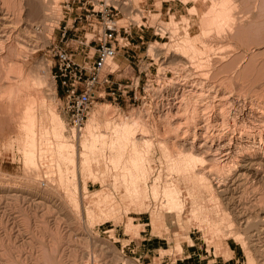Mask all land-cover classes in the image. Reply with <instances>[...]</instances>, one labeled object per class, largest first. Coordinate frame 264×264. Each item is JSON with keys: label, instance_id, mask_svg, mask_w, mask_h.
<instances>
[{"label": "rangeland", "instance_id": "1", "mask_svg": "<svg viewBox=\"0 0 264 264\" xmlns=\"http://www.w3.org/2000/svg\"><path fill=\"white\" fill-rule=\"evenodd\" d=\"M118 1L121 30L131 22V18L135 19L131 26L135 39L131 41L130 50L119 49L114 61L118 63V67L112 79L131 85V82L139 77L140 82L135 92L127 86L129 91L125 95L117 98L109 96L97 101L90 111L89 118L97 105L109 104L111 107L107 112L108 117L117 118L121 113L125 117H142L146 122L154 140L148 158L153 160L152 171L148 173L151 177L147 174L146 181L139 179L140 186L143 185L142 188H146L148 194L151 193L142 198L147 204L141 206L144 209L140 207L142 211L139 205L143 202L138 199V205H135L131 192H127L125 186L123 187V176L116 175L112 170L113 165L105 158L91 164L93 176L91 173L85 175L82 165L81 171L68 173L69 179H73L71 181L75 182V185L78 184L77 188H74L72 183L76 192L72 191L71 187H64L63 183L68 176L65 173V179L61 176L52 156L41 162L39 175L36 174L35 167L30 169L25 164L17 147L19 143H23V131L19 126L22 104L21 101L19 104L18 93L21 95L25 92H38L41 96L53 92L56 95L54 103L57 111L65 120V135L69 140L79 141L81 133L73 137L70 115L63 101V89L53 76V48L55 45H63L61 33L65 25L70 29V38L74 37L75 33L78 39L90 36L95 27L93 23H74L73 20L82 7L90 8L92 1L55 0V20H46L44 23L42 18H31L29 0H0V264H173L177 260L185 264H248L249 256L254 257L256 264H264V212H260V209H264V170L259 171V177L247 172L249 175L246 174L239 182L240 185L236 186V189L233 188L234 191L230 188L232 193L212 198V188L205 185L204 187V183L199 179H190L191 176L178 174L176 170L170 169L171 157L167 159L169 157L159 142H166L170 147L169 152L177 151L173 143H176L174 140L179 134V122L170 118L171 116H160L158 113L164 104L162 102L166 103L164 98L168 93L171 95L183 92L182 106L184 107L186 100L188 111H202L200 117L209 114L207 117H211L213 123L215 116L221 117L217 123L220 129L223 127V133H229L231 136L230 131L235 130L236 140L249 138L250 142L256 144L249 143L250 149L252 148L249 149L250 153L264 154V0H233L237 7L233 6L234 10L232 8L236 21L232 17L234 20H230L232 23L229 21L231 25L227 24L226 29L223 28L221 32L213 29L210 31H213L212 33H207V44L197 40L196 45L201 48V52L192 57L195 60L191 59L192 62L187 64V67L180 64L178 50L175 49L176 43L183 39L181 29L186 23L182 20V25L180 19L183 17L178 5L172 0H144L145 9L141 16L136 15L137 11L140 14V4L137 0H133L137 2L136 6L129 4L128 0ZM47 2L52 6V0ZM84 2L86 3L83 4ZM115 2L114 4H117ZM125 2L128 3L124 4ZM182 10L184 11V8ZM171 16L175 17L173 18L178 29L171 21ZM73 24L75 25L71 28ZM194 33H197V36L199 33L200 39L204 36L198 29ZM124 37L122 33L121 38ZM87 52L90 56L93 49L88 47ZM203 52L205 55L201 54ZM78 60L81 58L78 57ZM38 74L49 75L46 78L49 80H46L47 84L43 87L33 84L30 79ZM20 79H29L31 90L23 87ZM18 83L23 89L16 88ZM16 90H22V93ZM8 94L15 97L11 100ZM224 97L228 98L224 100ZM222 107H225V112L220 109ZM186 108H183L182 113L187 111ZM223 122H228V129ZM47 125L49 128L46 120L42 126ZM239 133L243 138H240ZM262 137L263 139H260ZM188 138L192 140L193 136ZM77 146L79 150V144ZM238 151L241 153L237 152L235 155V163L231 162L233 166L229 163L224 167V163L218 162L226 171L222 168L223 175L216 177H220L216 179L217 182H211V185L214 184L213 189L225 183L223 179L228 171L235 173L241 170L236 160H241L240 154H243L242 151L247 152V147ZM201 167V164L195 167L197 173L200 171L199 174L205 172L204 166L203 169ZM198 177L200 178V175ZM154 178L159 179L158 198L151 192ZM171 187L179 189L180 198L185 202L182 213L177 209L175 212H169L171 206L166 205L169 202L166 190ZM194 206L200 209L196 217L191 212ZM93 209L97 212H93L94 216L103 217L101 220L97 216L98 219L92 217L90 212ZM222 209L226 211L223 212ZM100 210H105L102 212L103 215L106 214L105 217ZM224 213L226 218L230 217L228 219L231 223L226 218L223 219ZM131 215L134 217L133 222L128 220ZM131 225L132 227H129ZM147 237L149 244L145 249L144 241ZM178 244H181L183 249L178 247Z\"/></svg>", "mask_w": 264, "mask_h": 264}, {"label": "bare ground", "instance_id": "2", "mask_svg": "<svg viewBox=\"0 0 264 264\" xmlns=\"http://www.w3.org/2000/svg\"><path fill=\"white\" fill-rule=\"evenodd\" d=\"M49 1H51V0H49ZM52 1L53 2H51L52 3V6H51V5H49L50 2L48 3L47 0H29V3H28L29 4V13L31 15V18L33 17L35 20L42 18V19H44L43 22L46 21V20H49V21L50 20L51 21L55 20V19H53L54 18L53 16L54 15L56 16V14H54L56 12L55 8H54L55 7V5H54L55 4V0H52ZM143 1L144 0H137V2H139V4H140V8H139L140 14H138V11H137L136 15H141L142 16L143 10L145 9V6H143L144 5ZM128 2H129V4H132V5H135L137 3V2H135L133 0H128ZM128 2H125L124 4H127ZM172 2L174 4H176V5H178L179 9H181L180 13H182L183 19H180V20L181 21L184 20V22L186 21V23H184L182 21V25H183V23L185 25H183L184 27L182 26L183 28L180 27V28H182L181 29V31H182L181 34L183 35V39L182 40L180 39V41H178L176 43V45H175L176 46L175 49L178 50V52H177L178 56L177 57L180 58L179 62L184 67L187 64H189L190 62H192L191 59H194L192 57L195 54H197V53L199 54L201 52V48L199 49L197 47L196 41L197 40H199V41L202 40L201 42H204V44H207L208 41L206 42L207 39H205V38H207L206 34L209 33L213 29H216V31L220 30V32H221L222 29L225 28L227 24H229L230 20H232L233 18L235 19V17L233 16V13H232L233 12L232 8L234 10L237 7H235V5L233 3V0H172ZM236 5H238V4L236 3ZM182 8H184V11L182 10ZM56 9H58V7ZM128 9H130V8H128ZM129 12H131V11H129ZM174 15H175V13H174ZM173 17L171 16V18H173ZM57 18H59V17H57ZM174 18L171 21L174 22V24H176V22H175L176 20H174ZM133 20L135 22V19H133ZM181 21H179V22H181ZM235 21H236V19H235ZM230 25L231 24H229V26ZM197 27H199V28H197ZM234 27H235V25H234ZM30 28H32V27H30ZM175 28H177V24H176ZM27 29H29V28H27ZM197 29L199 31H201L202 34H204V36H202L204 39L203 38L200 39L199 33H198V36L195 35L197 33H194V31H197ZM229 29L231 31V28H229ZM175 31L176 30H174V32ZM212 32H210V33H212ZM131 33L133 34L132 30H131ZM202 46H204V45H202ZM224 47H226V46H224ZM205 51H207V50H205ZM201 54H204V52L201 53ZM175 55H176V53H175ZM197 55H195V56H197ZM193 64H195V63H193ZM203 65L205 66V64H203ZM116 67H118V63L113 62L112 63V69H116ZM21 69H20V71H22ZM190 70H192V69H190ZM21 73H23V72H21ZM48 76H43V75H39L38 74V75L33 76V77L30 76V77H32L30 79H32L31 81H33L32 82L33 84H36V85H39V86L42 85V87H43V86H45L47 84L46 83V80H47L46 78ZM20 80H22L21 82H23V83H21L23 87L26 86L27 88H30V80L29 79H20ZM48 80H47V82H48ZM21 84H19L18 87H16V88L19 89V87H20V89H23V87H21ZM13 86H12L11 89H13L15 87V86L14 87ZM53 86H54V84H53ZM32 88H34V87L32 86ZM30 90H31V88H30ZM17 91L18 90H16V92ZM21 91H18V92H21ZM37 93L38 92H35V93L27 92V94H26V92H25L24 94L22 93L21 95H20V93H18L19 97L16 94V96L20 99L19 100V104H20V101H21V104H22V106H21L22 111H21V114H20L21 118L19 117L20 118L19 126H20V129L23 131V138L21 139V140H23V141H21L23 143H19L18 142L19 145L17 147H18V150L22 154V157H23V159L25 161V164L28 165L29 168L30 167L31 168L35 167V169L34 168L33 169L36 170L37 171L36 174L39 175L40 174V170H39L40 166L39 165L41 164V162H44V160L48 156L49 157L52 156V158H53L52 160H55V162L57 163L56 165L58 166V169H59L60 173L62 174L61 176L64 177L63 173L67 174V176H68L69 172H71L69 174H74V173L78 172L79 170L81 171V168H80L81 165H82L83 173H85V175H87V173H91L92 174L93 173V169L90 168L91 164H93L94 161L97 162L100 159H102V158L104 159L105 158L106 160H108L109 163H111L110 165H113L112 170L115 171L114 173H116V175H118L119 177H120V175L123 176V177H121L122 180H123L122 183H124L123 187L125 186L127 192H131L130 195L135 199V201H134L136 203L135 205L136 206L138 205L137 202H136V201H138V199H139L140 202H143V199H142L143 196L145 194H148V193H147V190H145L146 188L143 189L144 188L143 185H142L143 188L140 186L141 183L139 184V182H140L139 179H141V180L144 179L145 180V178L147 177L146 175L152 171V168H153L152 161L153 160L151 161L148 158L150 156L149 155L150 149H151L152 145H154L153 144L154 140L152 139L153 135H152V133H150L152 131L148 128V125H146V122L143 120V118L142 117H136V116L125 117L121 113H120V115L117 118L108 117L107 116V112L110 110L109 107H111V106L109 104L97 105L95 110L93 111V114L91 115V117L88 118V120H87V122L85 124V127H84L83 131L80 134L81 136L79 138V141L76 142L74 140H69L67 138V136L65 135V133H64L65 128H66L65 120L60 115V113H58L56 105L54 103V101L56 99L55 98L56 95H54L53 92L50 93V94L49 93L42 94L41 96L39 94H37ZM11 94H13V93H11ZM201 95H200V98L203 97V95L202 96ZM183 96H184L183 92L181 94L174 93V94H171V95H169V93H168V95L164 98V101H166V103L162 102V103H164V104L161 105L162 108L159 106L161 108V109H159V112H158L160 114V116L161 115L165 116V117L166 116H168V117L171 116L170 118H173V120L176 119V121L179 122L178 125L175 124L180 129H178V130L176 129L179 132V134L175 137L176 139L174 141L176 143H173V145L178 150L177 151L171 150L172 152L171 151L169 152L168 149H170V147L167 144H165L166 142H159V144L161 143L160 145H161V147H163V149L165 151L164 153L166 154V156L169 157L167 159H170V157H171L170 161H172V162L169 163L171 165L170 169L176 170L177 172H179L178 174L188 175L189 177L191 176L190 179L192 177L195 178V179H199L200 182L204 183L203 186L205 185L207 188H210V189L212 188L213 195H214V196H212V198L218 197V195L228 194L230 192V190H231L230 188L233 189L236 186L238 187L240 185L239 182H241L242 179H244L246 177L247 172L250 173V175L252 173L253 176H258L259 177V175H260L259 171L260 170L261 171L264 170V154L262 152H261L262 155H258V154L256 155L254 153L253 154L250 153L249 149H250L251 146H250L249 143H252V142H250L251 140L249 138H245V139H242L240 141L236 140L235 139V130L232 129L233 130L232 131L231 128H230V130H231L230 132H232L231 136H230L229 133H226V132L223 133L222 132L223 127H222V129H220V125L217 123L218 119H221V117L217 118V116L214 115L215 118H214V116L212 117V118H214V123H215L214 124L212 122L211 117H207L209 115L208 113H207L208 114L207 116L203 115L202 117H200L199 114L202 111L201 112L198 111V110L193 111V112L188 111V108H186V106H185V103H188V102H186V100L184 101L185 102L184 103V107L186 108L187 111L185 112V110H184V113H182L183 108H184L182 106L183 105L182 104ZM217 96L218 95H216V97ZM13 97H15V95H13L12 97L10 96L11 100H12ZM227 98L224 97V100L227 99ZM185 99H186V97H185ZM8 100H10V99H8ZM15 100H16V98H15ZM221 102H220V104H221ZM196 103H198V102H196ZM205 106H206V104H205ZM187 107H190V106H187ZM251 107L253 108V106H251ZM195 108H193V109H195ZM198 108H196V109H198ZM220 109H223V107L220 108ZM224 109H225V107H224ZM224 109H223V111L225 112ZM205 110H203V111H205ZM219 111H218V113H219ZM206 112H205V114H206ZM263 113H264V111H263ZM202 114H204V113H202ZM132 115H135V114H132ZM202 118H204V120ZM46 120L49 123V128H48V125H47V127L46 126L45 127L42 126L44 124V121H46ZM223 120H221V122ZM224 121H228V120H224ZM223 123L225 124L226 122H223ZM227 123H226V125H227L226 128L228 129V124ZM224 124H222V126H224ZM227 129H226V131H227ZM182 130H184V131L181 132ZM247 133H248V130H247ZM241 134L239 136H240V138H243V136ZM76 135H77V133L73 132V137H75ZM191 135L193 136L192 140H190L188 138ZM253 135H255V134H253ZM52 139H53L54 142H52ZM260 139H263V137L260 138ZM259 141H262V140H259ZM78 144L80 146L79 150H78V146H77ZM253 145H256V144H253ZM260 145H259V148H260ZM245 147H247V152H245L246 150L244 152L242 151L243 149H245ZM239 149H241L243 154H240L241 160L240 161L236 160V161H238V163H236V164H237L238 167L241 168V170H237L235 173H233L232 172L233 170L231 171V169H230V171L232 172V173H230L228 171V169H227L229 174L227 172V174L225 176V179H223V181H225L224 184L222 183L223 186H222V184H220L221 185L220 187L218 185L219 188L213 189V185L214 184L211 185L213 183L212 181L220 178V177L219 178H216V177L220 176V174H222V171L225 169L224 167H226L229 163H231L233 161V159H235V157H236L235 155H237V152L238 153L240 152V151H238ZM257 151H260V150H257ZM218 162L224 163V164H222L224 167L223 166L220 167ZM200 164L202 165V167L204 166V171L205 172H202V173L199 174L200 171L197 173V171H195L196 170L195 167H197ZM232 166H233V164H232ZM220 168H221V173H219L220 172ZM222 168H224V169L222 170ZM176 171H174V172H176ZM225 171H226V169H225ZM201 174H202V176H201ZM93 175L94 174H92V176ZM97 175H98V173H97ZM199 175H200V178L198 177ZM247 175H249V174H247ZM148 176H149V174H148ZM149 177H151V176H149ZM222 177H224V176H222ZM64 179H65V177H64ZM96 179H94V181H96ZM154 179H155V181H154L153 186H151L152 187L151 188V192L153 193L155 198H158L159 194H160V186L158 185L159 179H157V178H154ZM60 180H61V178H60ZM71 180L73 181V179H71ZM71 180L69 179V176H68V178L65 179V181L63 180L64 181L63 185L65 184L64 185L65 188H70L71 187L72 191L73 190L75 191L76 189H73V187H72V183H74V185H75V182H72ZM119 180H120V178H119ZM63 181H61V182H63ZM216 182H217V180H216ZM218 182H220V181H218ZM198 183H199V181H198ZM61 185H62V183H61ZM193 185H195V184H193ZM77 186H78V184H76L74 186V188L75 187L77 188ZM190 188H188V189H190ZM192 188L194 189V187H192ZM71 189H70V191H71ZM164 190H163V192L166 194V192ZM166 191L169 194V200L167 198V200L169 202L167 201L168 203L166 205L170 204V206H171V210L168 208L170 210L169 212H175V209H177L180 213H182L184 211V208H185V202L180 198L179 189L176 188V187L175 188L171 187L170 189L167 188ZM233 191H234V189H233ZM230 193H232V192H230ZM150 194H148V196ZM128 195H129V193H128ZM148 196H146V197H148ZM74 197H75V195H74ZM128 197H130V196H128ZM105 198H107V197H105ZM144 199L145 200L146 199L149 200V198H144ZM105 200H107V199H105ZM148 200H146V201H148ZM77 201H78V199H77ZM98 203H99V201L97 202V204ZM106 203H108V202H106ZM145 203L146 202H143L142 205H139V208L141 206H144V205L147 204V203L146 204ZM219 206H221V204ZM147 208H148V205H147ZM99 209H101V208H99ZM142 209H144V207ZM142 209H141V211H142ZM199 210L200 209H198V208H196L194 206L192 211H191L192 215L194 217L198 216L199 214H197V213L199 212ZM223 210H225V209H222V211ZM104 211H101L102 215L104 214V213H102ZM261 211L264 212V209L263 210L260 209V212ZM88 212H90V211H88ZM93 212H96V211H94V209L91 210V212H90L91 215L93 214ZM91 215H89V216H91ZM94 215L95 214H93L92 217ZM87 216H88V214H87ZM96 216H94L93 218H95ZM103 216L105 217L106 214L103 215ZM226 216H225V213H224V218L223 217L222 218L225 219ZM98 218L100 219L101 215ZM128 218H129L128 220L130 222L134 221V217L132 215L129 216ZM228 218H230V217H228ZM228 218H226V219L229 220ZM90 219H92V218H90ZM109 221H110V219H109ZM229 222L231 223L232 221L229 220ZM129 227H132V225L129 226ZM256 230H258V229H256ZM138 232H137V234H138ZM247 258H248V264H256L254 262L255 260L253 259L254 257L252 258V256H249ZM127 261H126V263H127Z\"/></svg>", "mask_w": 264, "mask_h": 264}, {"label": "built area", "instance_id": "3", "mask_svg": "<svg viewBox=\"0 0 264 264\" xmlns=\"http://www.w3.org/2000/svg\"><path fill=\"white\" fill-rule=\"evenodd\" d=\"M90 8L82 7L73 22L93 23L90 36L78 39L76 33L70 38L68 25L63 27L61 42L53 48L55 64L54 78L63 89V101L70 115L71 131L81 133L89 118L94 104L109 96L125 95L130 87L134 92L139 86L140 78L132 81L131 85L115 82L112 75V63L116 61L119 49H131V41L135 36L131 33L134 20L121 30L118 17L120 1L90 0ZM117 3V4H114ZM84 2L83 4H85ZM85 13H84V12ZM75 24L71 28L74 27ZM78 27L75 28L77 30ZM125 37L121 38V34ZM73 41H76L73 43ZM93 49L92 55L87 52ZM78 57L81 60H78ZM117 84V86L115 85Z\"/></svg>", "mask_w": 264, "mask_h": 264}, {"label": "crops", "instance_id": "4", "mask_svg": "<svg viewBox=\"0 0 264 264\" xmlns=\"http://www.w3.org/2000/svg\"><path fill=\"white\" fill-rule=\"evenodd\" d=\"M150 240V239H149ZM149 243H148V237L145 239V241H144V246H145V249H147V245H148ZM178 247H180L181 249H183V247H182V245L181 244H178ZM173 264H185L184 262L182 263V262H179L178 260L176 261V263H173ZM192 264H194V263H192Z\"/></svg>", "mask_w": 264, "mask_h": 264}]
</instances>
